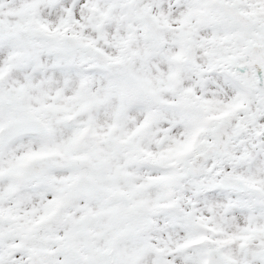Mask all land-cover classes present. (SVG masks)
<instances>
[{"label": "snow or ice", "instance_id": "snow-or-ice-1", "mask_svg": "<svg viewBox=\"0 0 264 264\" xmlns=\"http://www.w3.org/2000/svg\"><path fill=\"white\" fill-rule=\"evenodd\" d=\"M0 264H264V0H0Z\"/></svg>", "mask_w": 264, "mask_h": 264}]
</instances>
